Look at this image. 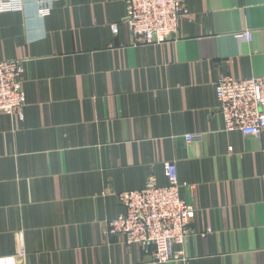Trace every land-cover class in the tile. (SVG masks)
Segmentation results:
<instances>
[{"label": "crops", "instance_id": "0c3cea01", "mask_svg": "<svg viewBox=\"0 0 264 264\" xmlns=\"http://www.w3.org/2000/svg\"><path fill=\"white\" fill-rule=\"evenodd\" d=\"M20 2L0 12V61L26 60L23 119L0 113V257L157 264L105 231L118 195L164 186L174 161L195 218L181 258L159 264H264V136L222 131L214 89L221 74L264 79V0H183L153 46L112 33L124 0Z\"/></svg>", "mask_w": 264, "mask_h": 264}, {"label": "built area", "instance_id": "2783aa9c", "mask_svg": "<svg viewBox=\"0 0 264 264\" xmlns=\"http://www.w3.org/2000/svg\"><path fill=\"white\" fill-rule=\"evenodd\" d=\"M126 15L119 24L111 25L114 35L124 26L134 46H153L166 43L178 30L179 19L187 12L183 0H124ZM20 0H0V12L18 10ZM49 13L46 7L38 10L39 18ZM251 41L248 33L236 35ZM26 61V60H25ZM25 61H0V113L17 115L23 119L26 94L23 90ZM216 113L222 120V131L239 132L242 136H264V79L252 77L236 79L221 74L215 83ZM188 135L187 142L200 139ZM164 186H155L153 179L141 190L118 195L124 213L107 223L105 233L120 236L125 244L138 247L151 246L154 263H166L181 258L182 252L174 251L189 237L190 223L195 209L180 197L175 162L163 163ZM206 232H209L207 229ZM19 248L15 256L0 257V264H18L24 257Z\"/></svg>", "mask_w": 264, "mask_h": 264}]
</instances>
